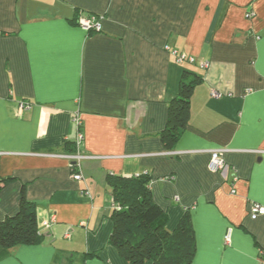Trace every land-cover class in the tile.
I'll use <instances>...</instances> for the list:
<instances>
[{"label":"crops","instance_id":"0c3cea01","mask_svg":"<svg viewBox=\"0 0 264 264\" xmlns=\"http://www.w3.org/2000/svg\"><path fill=\"white\" fill-rule=\"evenodd\" d=\"M77 14L102 16L100 30ZM182 79L196 82L168 143ZM214 149L226 178L208 170ZM141 175L168 231L189 213L192 264H262L264 214L250 205L264 206V0H0V221L21 195L39 223L56 217L0 264H128L108 243L109 181Z\"/></svg>","mask_w":264,"mask_h":264},{"label":"trees","instance_id":"16d2710c","mask_svg":"<svg viewBox=\"0 0 264 264\" xmlns=\"http://www.w3.org/2000/svg\"><path fill=\"white\" fill-rule=\"evenodd\" d=\"M78 14L75 18L77 22ZM92 31V30H91ZM89 31V32H91ZM196 80H181L178 94L169 100L168 118L161 138L170 143L181 135L188 112L190 93ZM74 150V145L73 149ZM5 179L1 183L7 182ZM150 178L113 176L110 189L113 227L108 243L128 264H192L195 240L189 213H185L176 228L168 231L166 213L154 203ZM36 204L21 195L17 212L0 221V257L17 245H32L42 241Z\"/></svg>","mask_w":264,"mask_h":264},{"label":"built area","instance_id":"2783aa9c","mask_svg":"<svg viewBox=\"0 0 264 264\" xmlns=\"http://www.w3.org/2000/svg\"><path fill=\"white\" fill-rule=\"evenodd\" d=\"M244 17L248 20H251L255 17V12L252 9V7H249L245 11ZM101 19H102V16H97L93 14H90V15L81 14L78 16L77 22L81 27H83L86 30L99 31L101 28L100 26ZM178 58L181 60L184 58V56H179ZM190 60L192 61V59ZM73 121L75 122V125H76V136L73 142L74 152L68 157L70 158L71 161H73L71 164L72 169H75L74 171H72V178L74 180H81L82 174L79 170L78 161L82 157V155L79 152V146H80L81 141L83 140V133L81 131V120L77 114L74 115ZM223 152H224L223 149L211 150L210 159H209L207 167L209 171L219 173L221 176L226 178L229 175L228 172L230 170V166L225 162L223 158ZM232 180H235L234 175H232ZM262 214H264V206H262L261 204L255 203V202L251 203L250 205L251 218H256L257 216L262 215ZM55 220H56L55 215H51L49 219H45L40 223V227L49 228L55 222ZM225 240L226 241L228 240V236H226ZM260 254L262 256L261 263L264 264V253L260 252Z\"/></svg>","mask_w":264,"mask_h":264}]
</instances>
